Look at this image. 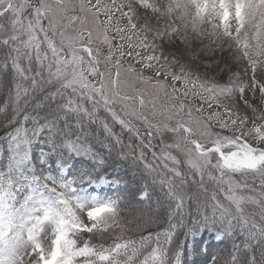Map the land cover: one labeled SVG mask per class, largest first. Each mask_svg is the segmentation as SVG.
Instances as JSON below:
<instances>
[{"label":"snow or ice","instance_id":"obj_1","mask_svg":"<svg viewBox=\"0 0 264 264\" xmlns=\"http://www.w3.org/2000/svg\"><path fill=\"white\" fill-rule=\"evenodd\" d=\"M0 116V264H264V0H0Z\"/></svg>","mask_w":264,"mask_h":264},{"label":"trees","instance_id":"obj_2","mask_svg":"<svg viewBox=\"0 0 264 264\" xmlns=\"http://www.w3.org/2000/svg\"><path fill=\"white\" fill-rule=\"evenodd\" d=\"M6 124V121L4 120L3 116H0V136H2L4 134V125ZM0 143H2V141H0ZM0 164H2V162H0ZM77 167H81V165L79 163H77L76 165ZM83 167H88V164L85 163L83 165ZM134 166L131 164V161L130 160H127V161H123L121 160L119 157H115L114 160L113 158H109V173L111 174L112 177L114 178H120L124 181H128L129 182V186L130 187H135L137 186V182L135 180V170L133 168ZM131 168V169H129ZM121 189H123V184L120 186ZM115 190H112V192L110 193L113 194ZM120 195H123V192L121 191L120 193H118ZM158 200V197L156 196H153L152 200L151 201H145L141 204H143V206H138L140 204V202H134L135 205V208L134 210H131V212H136L137 214L138 213H142L143 210L146 211V209L148 211H150L148 214L144 215L145 217H148V216H151L154 218L155 222L153 224H158L160 220H163L165 219V217L162 215H159L158 213L159 212H163V209L161 208L160 206V203L157 202ZM159 200L163 203H166L163 199V196L162 194L160 195L159 197ZM138 207H141V209L139 210H136L138 209ZM160 223H163L162 221ZM167 227V224L164 223V225L160 228H157V229H154V230H151L152 232H157V231H162L163 228ZM148 234V232H145L141 235H133V236H130V237H127L133 241H135L137 243V246H139V243H140V237L142 235L146 236ZM161 240H163V237H161ZM226 243L225 246H221V244H213L211 243L212 247L215 248L217 247V251L215 252H221L222 254L226 253L227 251H231L233 249V246H240L242 247L243 243L246 242V237L241 234V233H237L236 235L234 236H229V237H226Z\"/></svg>","mask_w":264,"mask_h":264},{"label":"rangeland","instance_id":"obj_3","mask_svg":"<svg viewBox=\"0 0 264 264\" xmlns=\"http://www.w3.org/2000/svg\"><path fill=\"white\" fill-rule=\"evenodd\" d=\"M101 115H103V113L101 114ZM116 130L117 131H119V129H118V127L116 128ZM1 131V130H0ZM0 134H1V132H0ZM125 139H126V137H125ZM153 143H156V141H153ZM134 168V167H133ZM129 169H131V168H129ZM134 170H135V180H136V182L137 181H140V174H139V172L136 170V168H134ZM235 178H237V179H239V177H235ZM108 186L107 185H105V188H107ZM136 205V204H135ZM138 206H143V204H139ZM139 209H141V207H138V209H136V210H139ZM142 210V209H141ZM130 212H131V210H129ZM150 211H148L147 209H146V211L145 210H143V215H146V214H148ZM159 215H162L163 214V212H159L158 213ZM134 215H137V213L136 212H131V215H129L128 216V219L129 220H132L133 219V216ZM166 219V218H165ZM165 219H163V220H160L159 221V223L158 224H151L149 227H147V228H141V229H139V230H137V229H135V227L134 226H130V230L126 233V237H130V236H133V235H141V234H143V233H145V232H149V231H151V230H154V229H157V228H160V227H162L163 225H164V223H166L165 222ZM163 222V223H160V222ZM224 244H227L226 243V241L224 242Z\"/></svg>","mask_w":264,"mask_h":264}]
</instances>
